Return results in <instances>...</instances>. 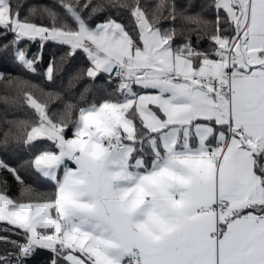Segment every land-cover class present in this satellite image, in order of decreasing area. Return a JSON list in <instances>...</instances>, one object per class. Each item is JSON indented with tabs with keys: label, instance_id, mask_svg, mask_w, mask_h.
Segmentation results:
<instances>
[{
	"label": "snow or ice",
	"instance_id": "snow-or-ice-1",
	"mask_svg": "<svg viewBox=\"0 0 264 264\" xmlns=\"http://www.w3.org/2000/svg\"><path fill=\"white\" fill-rule=\"evenodd\" d=\"M109 6L59 0V13L25 15L24 4L0 0V39L13 36L4 48L24 69L34 73L54 44L65 49L61 62L82 52L93 81H119L113 96L79 109L69 138V122L24 91L27 81L9 78L35 116L17 139L52 145L26 163L55 192L24 186L0 160L22 186L15 198L0 181V223L9 226L0 264L37 249L50 251L49 264H264V0H213L214 20L187 16L208 49L190 36L177 45L175 30L160 25L176 17L168 0L151 13L141 0L124 3L131 29L111 15L93 23ZM55 65L53 55V83Z\"/></svg>",
	"mask_w": 264,
	"mask_h": 264
},
{
	"label": "trees",
	"instance_id": "trees-1",
	"mask_svg": "<svg viewBox=\"0 0 264 264\" xmlns=\"http://www.w3.org/2000/svg\"><path fill=\"white\" fill-rule=\"evenodd\" d=\"M13 2L25 5L22 9V13L25 15L28 14L30 8H37L41 11L48 8L57 13L61 11L59 0H13ZM93 2L116 5L115 7L109 6L104 12L99 13L98 18L94 16V24L100 23L111 15L131 29L132 17L122 5L132 3L133 0H93ZM212 2L213 0H168L169 4H175L176 17L173 20L165 12L164 15L168 18L162 19L160 25L165 29L175 30L177 45L183 43L190 36L199 48L208 49L210 44L207 37L201 35L200 40L197 41L196 33L192 31L193 26L187 23L186 17L201 14L209 21L214 20V10L210 7ZM141 3L151 13L160 3V0H141ZM39 22L47 23L46 15ZM12 39L11 34L8 35L6 40L0 39V74L4 76V79L0 80V160L7 162L19 171L24 186H29L39 193L53 194L55 192L54 182L38 175L31 165L26 163L31 160L36 150L51 148L52 145L48 141H43L36 144V149H30L23 144L22 139H17L24 131L20 122H31L35 119V116L24 100L23 91L7 86L9 78L19 77L27 81L29 87L24 91L31 92L40 102H47L50 114L57 120L63 118L68 121L67 135L69 138L72 136L71 121L78 118L79 109L113 96L115 86L119 81H115L109 86L106 75H102L99 79L93 81L87 77L86 71H81L82 69L86 70L89 66L82 52L76 55L74 59H66L61 62L60 57L64 54L65 49L54 44L46 46L44 58L36 66V71L34 73L29 72L16 62L11 47L7 50L4 48V45L9 44ZM19 46L29 49L31 53H36L40 47L38 42L31 41H24ZM53 55L56 57L54 83L50 82L45 76V70ZM49 93L58 95L49 97ZM69 104L74 106L70 111L66 108ZM0 181L7 182V191L12 197L19 198L21 196L22 186L8 172L0 170ZM3 187L4 185L0 183V190ZM7 227H9L7 224L0 223V229ZM0 235H9V233L0 232ZM0 254H3L2 248H0ZM50 259V251L37 249L21 264H49ZM61 264H64L63 260Z\"/></svg>",
	"mask_w": 264,
	"mask_h": 264
},
{
	"label": "crops",
	"instance_id": "crops-1",
	"mask_svg": "<svg viewBox=\"0 0 264 264\" xmlns=\"http://www.w3.org/2000/svg\"><path fill=\"white\" fill-rule=\"evenodd\" d=\"M70 166H73V165H70ZM61 175H62V173H61Z\"/></svg>",
	"mask_w": 264,
	"mask_h": 264
}]
</instances>
